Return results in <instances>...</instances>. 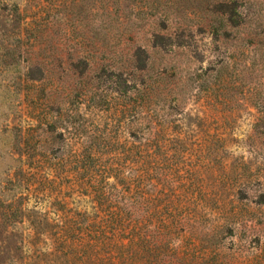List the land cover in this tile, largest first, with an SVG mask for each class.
<instances>
[{
    "label": "rangeland",
    "instance_id": "1",
    "mask_svg": "<svg viewBox=\"0 0 264 264\" xmlns=\"http://www.w3.org/2000/svg\"><path fill=\"white\" fill-rule=\"evenodd\" d=\"M133 224L264 264V0H0V264H113Z\"/></svg>",
    "mask_w": 264,
    "mask_h": 264
},
{
    "label": "trees",
    "instance_id": "2",
    "mask_svg": "<svg viewBox=\"0 0 264 264\" xmlns=\"http://www.w3.org/2000/svg\"><path fill=\"white\" fill-rule=\"evenodd\" d=\"M15 15L21 20L18 10L15 11ZM135 148H137L134 153L135 160L143 161V146H135ZM148 231L149 228L142 224L121 226L118 233H121V239L127 240V243L119 242L120 244L116 246L117 254L113 264H190L188 259L181 258L173 247L165 249L164 237L159 238L157 235L149 234ZM86 246L91 250L95 245L90 243Z\"/></svg>",
    "mask_w": 264,
    "mask_h": 264
}]
</instances>
